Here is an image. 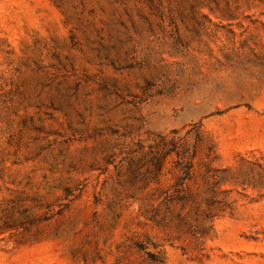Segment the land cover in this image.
I'll return each instance as SVG.
<instances>
[{
	"label": "rangeland",
	"instance_id": "rangeland-1",
	"mask_svg": "<svg viewBox=\"0 0 264 264\" xmlns=\"http://www.w3.org/2000/svg\"><path fill=\"white\" fill-rule=\"evenodd\" d=\"M0 123V264H264V0H0Z\"/></svg>",
	"mask_w": 264,
	"mask_h": 264
},
{
	"label": "trees",
	"instance_id": "trees-1",
	"mask_svg": "<svg viewBox=\"0 0 264 264\" xmlns=\"http://www.w3.org/2000/svg\"><path fill=\"white\" fill-rule=\"evenodd\" d=\"M4 131V133H6V129H4L2 126H1V123H0V134ZM2 140V137H0V141ZM174 148H175V152L176 154L180 157L179 155V151L184 148L186 146V140L184 139H180L178 141L174 140ZM2 154H3V151L1 149V146H0V164H1V158H2ZM189 171L188 172H191V167H192V158L191 160H189ZM189 174V173H188Z\"/></svg>",
	"mask_w": 264,
	"mask_h": 264
}]
</instances>
